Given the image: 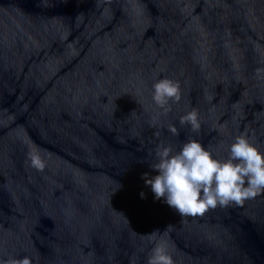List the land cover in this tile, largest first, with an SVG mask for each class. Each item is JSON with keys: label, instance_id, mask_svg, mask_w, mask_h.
I'll return each instance as SVG.
<instances>
[{"label": "water", "instance_id": "1", "mask_svg": "<svg viewBox=\"0 0 264 264\" xmlns=\"http://www.w3.org/2000/svg\"><path fill=\"white\" fill-rule=\"evenodd\" d=\"M257 68L264 0H0V260L147 264L163 245L174 264H264V192L180 216L143 178L190 139L264 153ZM164 78L181 87L167 114ZM193 109L198 132L179 122Z\"/></svg>", "mask_w": 264, "mask_h": 264}, {"label": "clouds", "instance_id": "2", "mask_svg": "<svg viewBox=\"0 0 264 264\" xmlns=\"http://www.w3.org/2000/svg\"><path fill=\"white\" fill-rule=\"evenodd\" d=\"M257 79L264 80V68L256 69ZM152 99L165 114L171 111L170 101L181 100L178 81L159 79L153 85ZM180 124L188 125L192 132H198L201 124L198 112L193 109L180 117ZM168 131L179 135L175 126ZM156 162L151 168L158 172L155 176L145 173V184L151 187L155 199L164 202L180 216H203L218 205H243L248 200L264 192V153H261L242 134L230 146L228 159L219 160L195 139L183 143L178 152L171 147L159 146L155 151ZM31 167L43 171L45 161L36 151L28 153ZM141 198L145 194L142 192ZM0 264H32L31 258H8ZM147 264H174L171 255L163 245H157L148 257Z\"/></svg>", "mask_w": 264, "mask_h": 264}]
</instances>
